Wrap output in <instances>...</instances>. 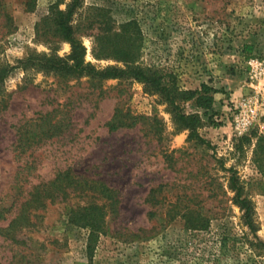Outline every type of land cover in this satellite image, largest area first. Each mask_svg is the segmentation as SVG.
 Here are the masks:
<instances>
[{"label":"rangeland","instance_id":"374dc122","mask_svg":"<svg viewBox=\"0 0 264 264\" xmlns=\"http://www.w3.org/2000/svg\"><path fill=\"white\" fill-rule=\"evenodd\" d=\"M69 1L0 0V65L10 69L0 87V264H264L257 139L240 146L243 135L264 134V66L253 63L264 59V0H83L75 14L86 62L127 68L115 52L132 35L135 64L186 90L211 87V108L182 103L201 115L209 144L130 74L60 75L23 63L72 51L45 20ZM247 100L257 117L241 134ZM117 108L139 119L110 130ZM231 166L253 200L254 230L233 199ZM89 204L106 213L92 251L90 229L71 220Z\"/></svg>","mask_w":264,"mask_h":264},{"label":"trees","instance_id":"16d2710c","mask_svg":"<svg viewBox=\"0 0 264 264\" xmlns=\"http://www.w3.org/2000/svg\"><path fill=\"white\" fill-rule=\"evenodd\" d=\"M83 6V0H70L67 7L62 9L53 7L50 14L45 18L50 25L51 31L69 41L72 45V51L66 56L58 55H42L38 57H30L23 63L32 64L40 70L48 73H56L60 75H78L90 76L92 78H116L125 74H130L136 79L142 81L147 90L158 93L163 101L170 107L176 123L184 128L191 129L190 138L196 139L200 143L209 144L208 140L203 138L197 131L199 125L202 124V117L199 113H186L183 110L182 103L184 101L195 100L196 104L203 108H211L213 103V95L209 94L211 87L203 84L202 89H183L177 82L175 77L170 74L167 80V74L162 69L153 67H143L135 64V48L136 39L132 35L128 37L129 43L124 48H117L116 55L123 58L127 63V68L118 66H108L106 68H98L90 62H86V47L77 36V27L75 25V14ZM10 73V69L0 65V87L5 81L6 76ZM217 91V90H214ZM138 116L122 114V109L117 108L112 118L107 122L110 130H115L124 126H132L136 123ZM256 138L255 157L258 168L264 173V134L253 130L241 137L240 146L244 143H251ZM231 175L229 177V187L235 193L234 201L244 211L243 217L245 222L254 230L256 229L254 215L255 207L251 196L246 192V182L242 180L237 168L231 166L227 168ZM157 188H152L150 195ZM100 192L111 203L118 201L116 190L101 183ZM105 210L97 204H89L80 207L71 216L74 224L86 226L90 229L89 233V250L94 249V242L97 240L100 232L104 231Z\"/></svg>","mask_w":264,"mask_h":264},{"label":"built area","instance_id":"2783aa9c","mask_svg":"<svg viewBox=\"0 0 264 264\" xmlns=\"http://www.w3.org/2000/svg\"><path fill=\"white\" fill-rule=\"evenodd\" d=\"M253 63L256 66H264V59L261 60H254ZM250 103V100H247L245 103L242 104V109L240 111V114L237 118V129L239 133H247V131L254 126L255 120L257 117V107H251L249 108L248 104Z\"/></svg>","mask_w":264,"mask_h":264}]
</instances>
